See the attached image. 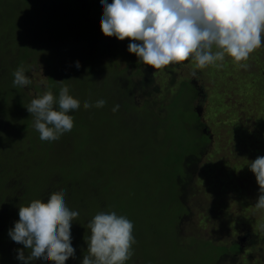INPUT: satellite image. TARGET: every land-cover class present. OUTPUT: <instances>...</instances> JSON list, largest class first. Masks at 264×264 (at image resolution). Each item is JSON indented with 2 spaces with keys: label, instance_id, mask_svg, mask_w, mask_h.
<instances>
[{
  "label": "trees",
  "instance_id": "trees-1",
  "mask_svg": "<svg viewBox=\"0 0 264 264\" xmlns=\"http://www.w3.org/2000/svg\"><path fill=\"white\" fill-rule=\"evenodd\" d=\"M14 1L11 8H7L9 0H0V12L9 17L15 11L20 18L26 17L24 20L27 21L16 31L19 40L14 35L12 38L0 37V58L4 57L0 62V264H23L17 259L18 250H23L26 257L29 254L23 245L14 242L8 235L14 222L19 219V206H26L33 199L46 201L52 192L60 190H66L67 206L79 212L71 227L75 256L70 257L65 264H81L83 256L88 254L90 230L87 224L100 211H114L124 215L133 222L134 228L137 227L135 223L138 218L144 214V219L151 222L150 232L146 229V235H155L158 239L161 237L158 225L165 220L164 215L159 212L161 220L153 221L155 215L148 212L147 218L144 208L140 209L136 205H143V201H147V204L158 201L159 191L154 194L147 192L146 176L152 172L160 175L156 159L165 147L171 145L172 138L167 134L170 129L186 125L187 120L183 117L175 123L170 120L168 132L166 130L165 135L159 137L158 123L161 119L156 121L148 108L151 100L145 98L140 106L134 96L136 89L143 90L142 96L148 97L151 91L157 89L153 85L152 71L137 63L134 70L137 77L129 79L125 75L126 69H118L110 61L103 63L97 54L110 44L109 37L104 36L101 30L90 33L83 25L80 26L85 23L80 0ZM65 30L69 31L65 33ZM38 43L47 44V49L42 48L36 52L35 46ZM54 46L69 50L76 56L82 53L81 58L76 59L82 73L75 74L76 66L72 72L63 67V61L57 56L49 66L45 65L40 59V51L57 52L51 49ZM39 62L43 63L47 77L46 86L38 88L40 94L51 90L58 98L60 87L67 85L69 94L80 101V108L69 113L74 119L73 129L57 141L40 140L33 126V117L27 111V106L36 97L28 95L24 87H14V76L12 73L9 75L10 71H15L19 66L25 68L27 75L29 65ZM190 85L188 88L192 87ZM193 91L195 94L196 88ZM100 99L106 101L102 108L83 107L86 100L95 105ZM114 105H119L115 113L111 110ZM114 114L118 117L112 116ZM111 120L121 121L122 130L107 132L105 128ZM134 125L138 130H133ZM202 126L197 114L193 127L200 132ZM117 135L125 139L117 141ZM204 148L199 146L201 151L197 155L189 153L185 158L186 173L190 172L191 176L196 172L197 160ZM141 165H145V168L138 171L136 166ZM185 177L178 176L175 181L178 188L183 189L179 196L183 203L190 190V177ZM142 189L148 194L142 192ZM183 215L186 213L175 216V234L179 245L177 224L182 221ZM167 229L172 228L168 226ZM144 232H133L136 240L132 246L134 255L126 264L176 262L173 242L168 250L156 247V257L146 258L150 244L141 235ZM209 243L207 240L203 246L194 247L198 254L192 248L188 256L189 263L224 264L229 254L232 260L238 256L240 244L236 242L229 245L232 248L230 251L228 246ZM222 248L223 252L220 253L218 250ZM179 261L176 264H181ZM29 264L52 262L38 259Z\"/></svg>",
  "mask_w": 264,
  "mask_h": 264
},
{
  "label": "rangeland",
  "instance_id": "rangeland-1",
  "mask_svg": "<svg viewBox=\"0 0 264 264\" xmlns=\"http://www.w3.org/2000/svg\"><path fill=\"white\" fill-rule=\"evenodd\" d=\"M16 1L30 3L33 0ZM107 2L111 3L112 0ZM14 3V0H9L7 8H11ZM80 3L83 9L82 19L85 22L80 26L83 25L90 33L101 30L103 8L100 0H80ZM25 18H20L15 11L9 17L0 12V37L12 38L14 35L19 40L16 31L22 23H26ZM66 31L69 30L64 32ZM74 36L75 32L72 37ZM109 42L97 54L103 63L110 61L118 69H126L125 75L129 79H136L134 70L137 63L152 71L153 85L157 89L151 91L149 97L142 96L143 90L136 89L134 96L140 106L145 98L151 100L152 104L148 108L156 121L161 119L158 123L159 137L164 136L166 130L168 132L170 120L175 123L183 117L188 124L169 130L167 135L172 138L171 145L165 147L156 159L160 175L152 172L146 176L147 192L154 194L159 191L158 201H151L150 204L143 201V205H136L140 209L144 208L147 218L148 212L155 215L152 217L153 221L161 220L159 212L165 219L158 225L161 231L158 239L155 235H146V229L149 231L151 222L144 219V214L136 221L137 227L133 232L144 230L141 235L150 244V252L144 256L156 257V247L168 250L173 242L175 261L180 260L181 264H186L188 260L187 264H191L188 256L192 248H199L208 240L214 245L228 246V251L232 250L230 244H240L235 260L229 254L224 264H264V212L253 206L259 195V186L248 168L250 161L264 156V46L250 54L247 61L250 67L247 70L239 68L230 57H226L223 67L209 66L197 70V78L194 79L191 76L194 68L191 60L153 69L140 63L135 54L128 52V44L131 43L129 39L120 41L113 36L109 37ZM35 47L37 52L42 48L47 49V44L38 43ZM51 49L57 52L40 51L43 63L49 66L51 60L57 56L63 61V67L69 68L71 72L76 66L74 63L78 62L76 59L82 56L80 52L76 56L62 47L54 46ZM3 59L4 57L0 58V62ZM43 63L30 64L28 67L27 75L32 83L24 89L30 96L37 97L44 92L40 94L38 90L43 89L47 83ZM13 72L10 71L9 75ZM81 73L76 68L75 74ZM186 82L192 87L188 88L190 84ZM193 88H196L195 94ZM197 113L203 123L200 132L206 129L210 138L193 127ZM112 116L118 117L115 114ZM121 125V121L111 120L105 129L107 132H117L122 130ZM133 130H138L136 125ZM117 137V141L125 139L124 136ZM199 146L205 148L197 160L196 172L192 177L190 172L186 173L185 158L189 153L197 155L201 151ZM136 168L141 171L145 165ZM178 176L192 177L189 179L190 190L184 203L179 198L183 189H179L175 182ZM142 192L147 193L145 189ZM180 213H186L177 224L181 245L178 244L174 225L177 223L175 216ZM168 226L172 229H167ZM211 243L209 244L212 245ZM218 251L222 253L223 248ZM195 253L199 252L195 250Z\"/></svg>",
  "mask_w": 264,
  "mask_h": 264
},
{
  "label": "clouds",
  "instance_id": "clouds-1",
  "mask_svg": "<svg viewBox=\"0 0 264 264\" xmlns=\"http://www.w3.org/2000/svg\"><path fill=\"white\" fill-rule=\"evenodd\" d=\"M103 14L100 29L106 37L129 39L128 52L139 62L162 69L191 60L197 70L209 66L221 68L230 57L241 69L247 70L252 52L264 46V0H100ZM79 68V62H76ZM13 86L32 83L23 66L13 72ZM62 82V81H59ZM104 99L95 105L102 108ZM80 108V101L62 85L58 98L51 90L32 99L27 111L41 141H57L74 127L70 112ZM119 110V105L111 109ZM259 186L254 208L264 212V156L248 163ZM66 190L52 192L47 200L33 199L19 206L18 221L8 232L10 238L28 250H18L17 259L23 264L42 259L52 264H65L75 256L72 246V222L79 212L71 210L65 200ZM90 235L88 254L81 264H126L134 255L132 246L134 224L124 215L100 211L87 224Z\"/></svg>",
  "mask_w": 264,
  "mask_h": 264
},
{
  "label": "flooded vegetation",
  "instance_id": "flooded-vegetation-1",
  "mask_svg": "<svg viewBox=\"0 0 264 264\" xmlns=\"http://www.w3.org/2000/svg\"><path fill=\"white\" fill-rule=\"evenodd\" d=\"M197 114H198V113H197ZM202 131H203V133H204L205 135L208 136V138H210V134H207V133H206V131H207L206 129H204V130L202 129Z\"/></svg>",
  "mask_w": 264,
  "mask_h": 264
}]
</instances>
